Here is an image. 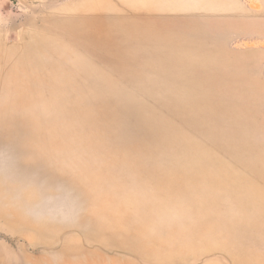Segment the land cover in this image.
Masks as SVG:
<instances>
[{
  "label": "rangeland",
  "instance_id": "obj_1",
  "mask_svg": "<svg viewBox=\"0 0 264 264\" xmlns=\"http://www.w3.org/2000/svg\"><path fill=\"white\" fill-rule=\"evenodd\" d=\"M0 264H264V0H0Z\"/></svg>",
  "mask_w": 264,
  "mask_h": 264
}]
</instances>
